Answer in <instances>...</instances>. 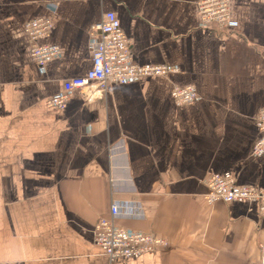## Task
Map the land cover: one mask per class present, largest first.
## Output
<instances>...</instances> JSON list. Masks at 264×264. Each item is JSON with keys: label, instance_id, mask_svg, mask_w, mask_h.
Returning a JSON list of instances; mask_svg holds the SVG:
<instances>
[{"label": "crops", "instance_id": "crops-1", "mask_svg": "<svg viewBox=\"0 0 264 264\" xmlns=\"http://www.w3.org/2000/svg\"><path fill=\"white\" fill-rule=\"evenodd\" d=\"M199 0H0V264H263L257 200L208 203L211 173L264 189L256 115L264 108V0H230L236 22L210 29ZM118 16L140 65L178 71L110 83L103 98L48 100L92 65L90 29ZM51 21L59 55L42 69L25 25ZM193 85L176 105L174 86ZM121 204L119 222L169 244L111 260L94 226Z\"/></svg>", "mask_w": 264, "mask_h": 264}, {"label": "built area", "instance_id": "built-area-1", "mask_svg": "<svg viewBox=\"0 0 264 264\" xmlns=\"http://www.w3.org/2000/svg\"><path fill=\"white\" fill-rule=\"evenodd\" d=\"M230 0H199L198 14L202 24L210 29L228 32L236 25L231 16ZM51 21L45 18L30 20L25 30L30 41L31 56L42 69L60 53L57 45L43 42L49 33ZM90 49L92 65L83 76L63 79L58 93L49 100L50 106L63 109L67 100L75 92L86 102H94L104 97L110 83H126L141 76L166 75L177 71V67L167 64L140 65L133 59L131 41L122 29L115 12L107 11L97 24L90 29ZM177 105L198 99L193 85L174 86L171 91ZM261 138L253 147V155L264 152V108L256 115ZM205 199L213 204L217 200L232 202L240 199L261 202L264 211V189L237 185L230 172L212 173L206 180ZM121 204L112 201L109 214L100 217L94 227V239L111 260L117 258H139L147 253H156L168 246V240L152 232L120 224ZM264 264V255L262 256Z\"/></svg>", "mask_w": 264, "mask_h": 264}, {"label": "rangeland", "instance_id": "rangeland-1", "mask_svg": "<svg viewBox=\"0 0 264 264\" xmlns=\"http://www.w3.org/2000/svg\"><path fill=\"white\" fill-rule=\"evenodd\" d=\"M177 71H178V70H177ZM174 72H176V71H174ZM195 89H196V88H195ZM196 92H197V95H198V97H197L198 99H195L194 101H191V102H189V103H182L181 105H178V106H183V105H187V104L194 103V102L198 101V100L200 99V95H199V93H198L197 90H196ZM173 100H174V98H173ZM176 105H177V104H176ZM256 123H257V122H256ZM211 174H212V173H211ZM211 174H210V175H211ZM210 175H209V176H210ZM244 186H246V185H244ZM252 187H254V186H252ZM256 188H257V187H256ZM206 193H207V191H206ZM206 193H205V195H203L204 199H205V196L207 195ZM113 200L115 201V199H113ZM113 200H112V201H113ZM205 200H206V199H205ZM112 201H111V203H112ZM116 201H117V200H116ZM206 201H207V200H206ZM118 202H119V201H118ZM111 203H110V205H111ZM121 209H122V208H121ZM109 210H110V209H109ZM105 216H106V215H105ZM120 217H121V215H120ZM120 217H119V218H120ZM119 218H118V221H119ZM99 219H100V218H99ZM99 219H98V220H99ZM96 222H97V221H96ZM95 224H96V223H95ZM120 224H121V223H120ZM122 225H123V224H122ZM124 226H127V225H124ZM94 227H95V226H94ZM128 227H131V226H128ZM148 232H151V231H148ZM152 233H153V232H152ZM154 234H155V233H154ZM156 235H158V234H156ZM161 237H162V236H161ZM164 238H165V237H164ZM168 244H169V242H168Z\"/></svg>", "mask_w": 264, "mask_h": 264}]
</instances>
